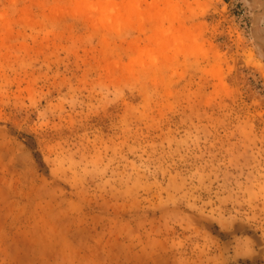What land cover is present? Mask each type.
Returning a JSON list of instances; mask_svg holds the SVG:
<instances>
[{
    "label": "rangeland",
    "instance_id": "374dc122",
    "mask_svg": "<svg viewBox=\"0 0 264 264\" xmlns=\"http://www.w3.org/2000/svg\"><path fill=\"white\" fill-rule=\"evenodd\" d=\"M0 264H264V1L0 0Z\"/></svg>",
    "mask_w": 264,
    "mask_h": 264
},
{
    "label": "water",
    "instance_id": "95a60500",
    "mask_svg": "<svg viewBox=\"0 0 264 264\" xmlns=\"http://www.w3.org/2000/svg\"><path fill=\"white\" fill-rule=\"evenodd\" d=\"M264 1V0H263ZM256 16V15H255Z\"/></svg>",
    "mask_w": 264,
    "mask_h": 264
}]
</instances>
